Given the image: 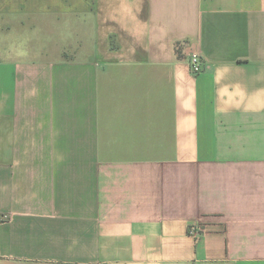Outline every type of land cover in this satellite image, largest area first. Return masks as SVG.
<instances>
[{"label":"crops","instance_id":"0c3cea01","mask_svg":"<svg viewBox=\"0 0 264 264\" xmlns=\"http://www.w3.org/2000/svg\"><path fill=\"white\" fill-rule=\"evenodd\" d=\"M0 264H264V0H0Z\"/></svg>","mask_w":264,"mask_h":264},{"label":"built area","instance_id":"2783aa9c","mask_svg":"<svg viewBox=\"0 0 264 264\" xmlns=\"http://www.w3.org/2000/svg\"><path fill=\"white\" fill-rule=\"evenodd\" d=\"M190 66L195 74H199L204 71L205 62L198 54H194L190 58ZM203 230L204 228L201 226V224L193 223L190 226L189 233L193 236H198Z\"/></svg>","mask_w":264,"mask_h":264}]
</instances>
